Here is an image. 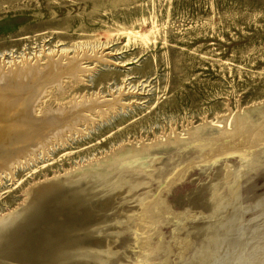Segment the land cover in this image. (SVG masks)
<instances>
[{"label":"rangeland","instance_id":"rangeland-1","mask_svg":"<svg viewBox=\"0 0 264 264\" xmlns=\"http://www.w3.org/2000/svg\"><path fill=\"white\" fill-rule=\"evenodd\" d=\"M0 74V264H264V0H0Z\"/></svg>","mask_w":264,"mask_h":264},{"label":"bare ground","instance_id":"bare-ground-1","mask_svg":"<svg viewBox=\"0 0 264 264\" xmlns=\"http://www.w3.org/2000/svg\"><path fill=\"white\" fill-rule=\"evenodd\" d=\"M16 75H19V72L16 74ZM5 77H7V75H4V74H0V79L1 80H4L5 79ZM9 108H7V109H3V107H4V105H0V110L1 111H11V113L14 111V115H15V113H18V112H20V111H16L15 112V109L13 108V107H11V105H7ZM5 108V107H4ZM63 112L64 111H62V110H56V111H52V113L51 114H53V115H55V116H58V117H60L61 118V116H63ZM73 111H70L69 113L71 114ZM12 115H13V113H12ZM13 118V117H12ZM11 120H12V122H11ZM17 123H16V121H13V119H11V118H9V117H5V118H3V117H0V146H1V144L2 143H5V142H8L9 140H10V135H11V133H13L12 131H11V128H10V126H12V127H16L15 125H16ZM67 125H64L63 126V128H61V129H59L57 132H55L54 134L55 135H61V132L63 131V129L64 128H67L66 127ZM16 130V128L14 129V133H16V132H18L17 130ZM41 146V145H40ZM39 147V146H38ZM33 149L31 148V150L29 149L28 151V153H30L31 151H32ZM35 150V149H34ZM7 150H2V149H0V158H1V156L2 155H4V153L6 152ZM28 153H26V155L25 156H27V154ZM23 155V154H22ZM19 156H21V154L19 155V153L15 156V157H12V158H10V159H8L7 161H6V163L1 167V168H11L15 163H17L18 162V160L20 159L19 158ZM25 156H22V157H25ZM67 225V224H66ZM65 227V226H64ZM62 231H63V228L61 229ZM66 230V229H65ZM237 230H239V229H237ZM60 232V233H64V232ZM240 231V230H239ZM47 232V231H46ZM45 232V233H46ZM56 232V231H55ZM44 233V234H45ZM48 233H50V232H48ZM59 230H58V232H57V236H56V238L59 236ZM239 233H241V232H239ZM258 233V232H257ZM236 234V233H235ZM237 234H238V232H237ZM61 236H62V234H60ZM63 235H65V234H63ZM240 235V234H239ZM45 236V235H44ZM47 237V236H46ZM51 237H53V236H51ZM228 237V236H227ZM237 237V236H236ZM241 237V236H240ZM239 237V238H240ZM251 237V236H250ZM47 239V241H46V243H45V245L47 246V247H45V248H48V250L49 249H51V248H53V246L54 245H56V243H58L57 241H58V239H55V237L52 239V238H46ZM236 239V238H235ZM234 239V240H235ZM43 240H45V238H43ZM42 240V241H43ZM236 241V240H235ZM234 241V242H235ZM231 242V241H230ZM229 242V243H230ZM59 243H60V241H59ZM236 243L237 242H235V245H236ZM244 243V242H243ZM40 246H44V245H42V243L40 244ZM57 246V245H56ZM58 247H61V246H58ZM40 247H38V249H39ZM41 249V248H40ZM39 249V250H40ZM54 249H55V247H54ZM58 249V248H57ZM239 249H241V248H239ZM46 250V249H45ZM48 250H46V251H48ZM56 250V249H55ZM60 250V249H59ZM58 250V251H59ZM52 251V250H51ZM50 251V252H51ZM54 251V250H53ZM56 252V251H55ZM60 252V251H59ZM51 253H53V252H51ZM43 254H45V252L43 253ZM47 254V253H46ZM57 254V253H56ZM39 255V254H38ZM49 255V259H51L50 257V255H52V254H48ZM53 256H55V255H53ZM41 257V256H40ZM45 257H47V256H45ZM48 258V257H47ZM53 258V257H52ZM38 259V258H37ZM39 259H41V258H39ZM49 259H45V261L46 260H49ZM239 259V258H238ZM241 259V258H240ZM41 261H44L43 259H41L40 260V263H41ZM241 261V260H240ZM239 261V262H240ZM47 262H49V261H47ZM238 262V263H239ZM235 263V262H234ZM43 264V263H42ZM45 264V263H44ZM242 264V263H241Z\"/></svg>","mask_w":264,"mask_h":264},{"label":"water","instance_id":"water-1","mask_svg":"<svg viewBox=\"0 0 264 264\" xmlns=\"http://www.w3.org/2000/svg\"><path fill=\"white\" fill-rule=\"evenodd\" d=\"M56 137H59V136L56 135ZM56 137H55V138H56ZM37 150H39V148H36L35 151H34V149H33V151H31L30 153L27 154V156L30 155V154H35ZM18 161H19V160H18ZM17 164H18V163H17ZM0 170H1V169H0ZM8 170H10V169H8Z\"/></svg>","mask_w":264,"mask_h":264}]
</instances>
